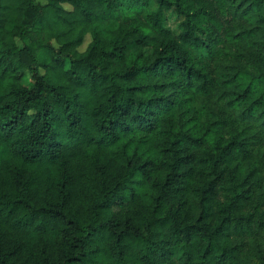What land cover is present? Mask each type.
<instances>
[{
  "label": "trees",
  "instance_id": "obj_1",
  "mask_svg": "<svg viewBox=\"0 0 264 264\" xmlns=\"http://www.w3.org/2000/svg\"><path fill=\"white\" fill-rule=\"evenodd\" d=\"M263 142L264 0H0V264H264Z\"/></svg>",
  "mask_w": 264,
  "mask_h": 264
},
{
  "label": "rangeland",
  "instance_id": "obj_2",
  "mask_svg": "<svg viewBox=\"0 0 264 264\" xmlns=\"http://www.w3.org/2000/svg\"><path fill=\"white\" fill-rule=\"evenodd\" d=\"M42 1V0H41ZM65 7L69 8V5L65 4ZM89 41V37L87 36L85 38V42L84 44L80 47L81 50H83L87 44V42ZM260 153L264 155V142L262 143V146L260 147Z\"/></svg>",
  "mask_w": 264,
  "mask_h": 264
}]
</instances>
